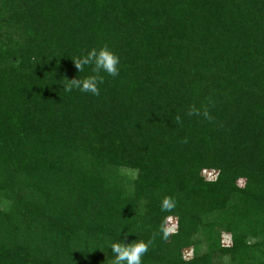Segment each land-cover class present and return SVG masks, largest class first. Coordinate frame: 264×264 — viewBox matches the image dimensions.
Masks as SVG:
<instances>
[{"label":"trees","instance_id":"16d2710c","mask_svg":"<svg viewBox=\"0 0 264 264\" xmlns=\"http://www.w3.org/2000/svg\"><path fill=\"white\" fill-rule=\"evenodd\" d=\"M101 46L119 75L65 92ZM119 238L264 264V0H0V264H115Z\"/></svg>","mask_w":264,"mask_h":264},{"label":"clouds","instance_id":"9594fccd","mask_svg":"<svg viewBox=\"0 0 264 264\" xmlns=\"http://www.w3.org/2000/svg\"><path fill=\"white\" fill-rule=\"evenodd\" d=\"M74 64L78 73L83 72L86 67H90L92 75L81 78L67 79L63 85L65 92H72L74 89L85 94L98 96L100 94L99 85L103 83V78L99 73H106L108 76L116 77L119 75L120 57L109 47H93L85 54L74 59ZM175 206V201L171 197H165L162 201V210L170 211ZM165 237L168 232H164ZM152 244L151 240L142 239L135 242L125 243L123 239H118L110 243V251L115 264H143V257L149 251Z\"/></svg>","mask_w":264,"mask_h":264},{"label":"rangeland","instance_id":"374dc122","mask_svg":"<svg viewBox=\"0 0 264 264\" xmlns=\"http://www.w3.org/2000/svg\"><path fill=\"white\" fill-rule=\"evenodd\" d=\"M203 174L208 176V177L213 176V174L211 172H208V171H204ZM174 223H175V221L172 218L168 220L167 226H168L169 230H172L174 228Z\"/></svg>","mask_w":264,"mask_h":264}]
</instances>
